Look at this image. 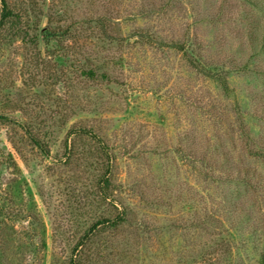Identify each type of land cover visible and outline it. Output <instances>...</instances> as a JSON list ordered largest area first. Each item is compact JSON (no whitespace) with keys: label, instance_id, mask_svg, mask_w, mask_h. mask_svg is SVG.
Instances as JSON below:
<instances>
[{"label":"rangeland","instance_id":"1","mask_svg":"<svg viewBox=\"0 0 264 264\" xmlns=\"http://www.w3.org/2000/svg\"><path fill=\"white\" fill-rule=\"evenodd\" d=\"M6 1L0 205L41 217L34 264L104 218L83 264H264V0ZM14 246L0 264L33 262Z\"/></svg>","mask_w":264,"mask_h":264},{"label":"trees","instance_id":"2","mask_svg":"<svg viewBox=\"0 0 264 264\" xmlns=\"http://www.w3.org/2000/svg\"><path fill=\"white\" fill-rule=\"evenodd\" d=\"M1 4H2V8H1V19H0V32L2 31L1 29H7L6 28V24L9 23L11 35H15V36H20L22 35L23 29L18 26L17 24L19 23V21L21 20V15L17 12H14L12 10V8L10 6H8L7 1L6 0H0ZM106 22L102 20V18H99L98 20H96V24L98 25L101 34L103 35V37L107 38L111 37L110 33L106 27ZM1 34H0V43H1ZM183 45V50H185V46L186 44H181ZM89 74L91 75H95V71L94 70H90ZM1 119H6V116H2L0 115ZM76 129V128H74ZM75 131V130H74ZM75 132H81L82 134H87L90 135L92 137L95 138V133H93L90 128L85 127V126H81L79 128V130L75 131ZM30 133V132H29ZM72 133V131L70 132ZM31 141L38 146L39 148H41L43 151H45L46 149H44V145L42 143V141L37 137L32 135L30 137ZM98 143L100 144V146L102 147L103 151L106 152V154L108 155V151L106 150V148L108 149L107 144H105V141L103 139L97 140ZM107 166L110 165V161L109 159H107ZM100 185L102 186L100 193H101V197L105 198V199H109V194L107 192L108 189V184L110 182V180L108 179L107 175H102V178H100ZM0 198L2 199V196H0ZM5 198H3L4 200ZM13 200H11V197H7L6 200L4 201L5 204L4 205H0V249H3V246L8 244L10 242V244L16 243L15 249L20 250V247H22L23 249H25L24 251H28V254L30 253V255L32 254L33 257V262L31 264H34V261H36V258L40 257V254L42 253L43 250H45L47 248V242L46 239L44 237V232L42 229V233H40V241L38 242L36 240V237L38 236V233L36 231V228H34L35 224H40V228L42 227V220L41 217L34 211L32 210H28V212H26L25 214H23V212H21V210L18 209V206H14L12 208V206L8 207V204L10 202H12ZM29 207H31L29 205ZM33 209V208H32ZM120 217L121 216H117ZM109 219V218H108ZM105 219L104 220H100L98 222H96L95 224H93L89 230L85 233V235L82 237L81 241L78 242L74 248L72 249V256L70 259V264H83V261L85 260V251L84 249L82 250V248H80V246L84 245L87 241V237H89L90 235H92L96 229L98 227H100L101 225H105L110 223L111 220ZM116 219V218H115ZM115 219L113 220V223L115 221ZM23 221H27L28 224H31V229L26 231L25 234L28 237V240L25 241L23 240V238L19 235H15L13 236V234L15 232H17V234L19 233V231L16 229V226L18 225V223H21ZM117 224V222H115V225ZM33 225V226H32ZM114 225V224H113ZM11 234H10V232ZM17 236V237H16ZM12 241V242H11ZM1 262V261H0Z\"/></svg>","mask_w":264,"mask_h":264}]
</instances>
